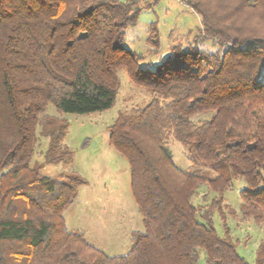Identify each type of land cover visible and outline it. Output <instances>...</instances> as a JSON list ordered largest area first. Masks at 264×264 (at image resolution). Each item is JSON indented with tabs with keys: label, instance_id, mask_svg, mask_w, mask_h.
<instances>
[{
	"label": "trees",
	"instance_id": "16d2710c",
	"mask_svg": "<svg viewBox=\"0 0 264 264\" xmlns=\"http://www.w3.org/2000/svg\"><path fill=\"white\" fill-rule=\"evenodd\" d=\"M183 1L200 18L197 35L149 69L125 47L141 12L135 0H0V264H198L200 251L208 264H248L225 221L240 214L264 223V0ZM147 44L159 52L156 24ZM122 70L151 94L108 128L110 146L129 162L144 230L132 233L128 254L109 256L64 220L88 182L40 171L73 161L69 125L46 116L48 105L62 114L111 111ZM38 137L48 148L32 165ZM170 138L217 176L179 167ZM236 180L245 185L238 211L225 201ZM200 187L214 197L194 205ZM256 264H264V241Z\"/></svg>",
	"mask_w": 264,
	"mask_h": 264
},
{
	"label": "rangeland",
	"instance_id": "374dc122",
	"mask_svg": "<svg viewBox=\"0 0 264 264\" xmlns=\"http://www.w3.org/2000/svg\"><path fill=\"white\" fill-rule=\"evenodd\" d=\"M126 2L128 0H118ZM141 9L138 23L126 32L125 47L144 57L140 68L155 69L170 54V48L181 44L188 47L200 27L199 16L183 0H135ZM150 5V7H147ZM156 24L161 40L158 53L147 44L149 29ZM204 51H215L210 42L201 45ZM264 75V69L262 70ZM121 88L116 107L108 112L93 115L58 113L48 105L45 115L57 117L69 125L64 145L73 153L70 164H45L40 173L49 178H56L63 172H72L84 178L89 186L79 192L72 206L65 212L64 220L70 230L85 235L86 239L109 256H121L129 253L131 234L143 231L142 216L133 197L130 181V165L126 157L109 144L108 128L113 125L119 111L138 108L147 103L151 94L137 87L120 72ZM211 112L197 115L193 121L200 123L210 117ZM39 132V130H38ZM48 139L38 137L32 165L43 164L48 148ZM168 148L175 163L184 170L208 172L210 178L217 176L209 167L196 161L193 163L189 147L182 146L173 138L168 140ZM244 182L236 180L234 187L226 192L225 201L236 211L241 200L239 191ZM193 199L194 205L203 204V194H208L209 202L214 194L208 187L198 190ZM226 224L231 236L238 241V254L248 264H256L257 251L264 241V223L257 224L252 219L227 216ZM224 221L214 218L215 228L224 236ZM198 264H208L203 251H200Z\"/></svg>",
	"mask_w": 264,
	"mask_h": 264
},
{
	"label": "crops",
	"instance_id": "0c3cea01",
	"mask_svg": "<svg viewBox=\"0 0 264 264\" xmlns=\"http://www.w3.org/2000/svg\"><path fill=\"white\" fill-rule=\"evenodd\" d=\"M87 186H89V184H88ZM87 186L82 187V188L80 189L79 192H81L82 190H84V188H86ZM132 233H133V232H132ZM131 235H132V234H131Z\"/></svg>",
	"mask_w": 264,
	"mask_h": 264
},
{
	"label": "built area",
	"instance_id": "2783aa9c",
	"mask_svg": "<svg viewBox=\"0 0 264 264\" xmlns=\"http://www.w3.org/2000/svg\"><path fill=\"white\" fill-rule=\"evenodd\" d=\"M261 79H262V81H264V75L262 76V78H261Z\"/></svg>",
	"mask_w": 264,
	"mask_h": 264
}]
</instances>
